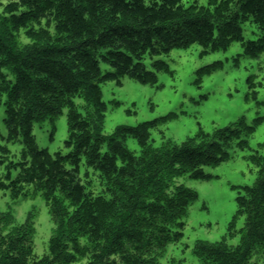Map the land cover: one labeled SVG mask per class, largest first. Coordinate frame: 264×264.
<instances>
[{
  "label": "trees",
  "instance_id": "trees-1",
  "mask_svg": "<svg viewBox=\"0 0 264 264\" xmlns=\"http://www.w3.org/2000/svg\"><path fill=\"white\" fill-rule=\"evenodd\" d=\"M246 23L257 30L255 40H244ZM234 41L247 56L264 55V0H211L208 7L183 0H0V110L6 140L24 146L22 160L0 171V191L17 197L25 186L42 189L55 223L49 256L41 260L33 257L31 226L0 228V264H156L168 244L183 238L196 199L177 180L207 179L202 168L220 165L226 154L214 140L154 149L146 125L120 127L118 135L144 149L136 157L118 137L101 134L91 109L103 118L102 84L120 85L127 76L153 85L156 73H171L163 60L147 70V60L195 44L203 53L226 50ZM75 98L84 99L85 116ZM64 108L71 152L51 155L38 149L33 127L53 123ZM224 135L220 130L217 138ZM8 153L0 145V169ZM259 166L255 184L237 198L245 221L239 244L199 243L202 264H264V162Z\"/></svg>",
  "mask_w": 264,
  "mask_h": 264
},
{
  "label": "rangeland",
  "instance_id": "rangeland-1",
  "mask_svg": "<svg viewBox=\"0 0 264 264\" xmlns=\"http://www.w3.org/2000/svg\"><path fill=\"white\" fill-rule=\"evenodd\" d=\"M210 1L183 0V4L208 7ZM242 28L245 41L257 38L253 25L246 23ZM203 52L204 48L195 44L147 60V70L154 71L152 63L163 60L171 73H156L153 85L141 84L127 76L121 79L120 85L116 81L102 84V101L106 105L103 118L95 117L93 108L90 112L105 138L118 137L136 157L141 156L144 149L137 139L118 135L120 127L146 125L148 145L154 149L168 145L181 147L189 140L197 145L214 140L226 154L220 165L202 168L207 179H192L185 174L177 180L178 185L194 192L196 199L183 220V238L168 244L156 264H202L195 253L199 243L236 247L245 222L237 215V198L243 187L255 184L259 162H264V55L258 58L245 55L243 44L237 41L226 50ZM74 102L81 115L89 112L84 99L75 98ZM67 115L68 109L64 108L53 123L46 120L34 125L38 149L47 150L51 155L65 156L71 152L65 147L69 136ZM3 118L4 108L0 110V145L9 153L0 171L5 174L8 162L22 160L24 146L21 141L6 140ZM220 130L226 135L217 138ZM235 130L237 135L231 132ZM80 170L84 180V163ZM11 174L15 178L19 170L13 169ZM26 225L33 229L35 260L48 257L55 223L43 190L25 186L17 197L10 191H0L3 233Z\"/></svg>",
  "mask_w": 264,
  "mask_h": 264
}]
</instances>
